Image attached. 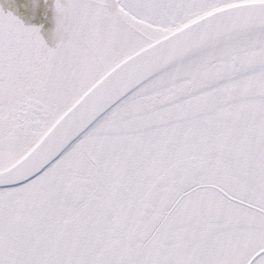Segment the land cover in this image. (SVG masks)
Wrapping results in <instances>:
<instances>
[{
	"label": "snow or ice",
	"instance_id": "1",
	"mask_svg": "<svg viewBox=\"0 0 264 264\" xmlns=\"http://www.w3.org/2000/svg\"><path fill=\"white\" fill-rule=\"evenodd\" d=\"M0 264H264V0H0Z\"/></svg>",
	"mask_w": 264,
	"mask_h": 264
}]
</instances>
